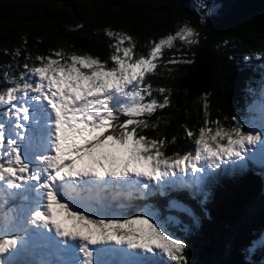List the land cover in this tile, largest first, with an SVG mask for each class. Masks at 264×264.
I'll return each mask as SVG.
<instances>
[{"label":"snow or ice","instance_id":"obj_1","mask_svg":"<svg viewBox=\"0 0 264 264\" xmlns=\"http://www.w3.org/2000/svg\"><path fill=\"white\" fill-rule=\"evenodd\" d=\"M213 11L214 6L206 14ZM198 35L182 25L135 58L133 38L122 35L110 56L112 67L91 56L64 58L55 52L64 64L37 56L38 64L25 63L18 76L0 74V82L8 85L0 89V264H53L28 259L52 250L71 257L63 264H188L186 243L154 214L99 216L91 209L134 195L145 198L155 194L154 188L163 194L177 184L203 204L209 195L203 184L245 170L254 159L252 150L257 145L264 150V128L244 131L239 123L225 128L219 120L209 121L207 102L198 136L187 131L194 151L166 156L164 139L139 135L138 129L150 126L147 118L170 103L166 95L162 102L146 101L152 96L146 75L158 67L165 48L176 41L196 44ZM125 41L130 46L121 48ZM180 62L191 63L168 61ZM158 91L163 95L166 89ZM221 165L225 168L216 174ZM188 174L191 181L184 179ZM174 206L199 223L190 207ZM128 255L137 259H109Z\"/></svg>","mask_w":264,"mask_h":264},{"label":"trees","instance_id":"obj_2","mask_svg":"<svg viewBox=\"0 0 264 264\" xmlns=\"http://www.w3.org/2000/svg\"><path fill=\"white\" fill-rule=\"evenodd\" d=\"M191 1L0 0V74L7 71L18 76L25 63L38 64L37 56H52L61 64L72 54L91 56L111 67L115 44L107 32L125 29L133 38L135 58L147 55L150 42L173 33L186 20L199 33V42L178 44L146 75V83L152 86V96L146 101L155 98L162 102L166 95L170 103L147 118L148 128L137 131L150 139H164L161 150L166 156L194 151L187 131L198 136L204 126L205 102L209 121L219 120L230 128L252 100L261 98L264 0H215L217 9L205 22L191 10ZM55 52H62L64 58L56 57ZM173 58L191 63H168ZM7 86L0 82V89ZM160 88L166 89L163 95ZM125 118L120 117L121 121ZM208 126L216 128L214 123ZM249 164L251 170L219 175L214 183L203 184L209 193L203 204L189 197L188 188L173 186L166 196L156 189L145 198H122L107 205L122 203L118 211L125 218L146 207L156 209L161 222L175 218L169 231L186 243L188 264H264V173L251 161ZM174 202L190 207L199 223L173 208Z\"/></svg>","mask_w":264,"mask_h":264},{"label":"rangeland","instance_id":"obj_3","mask_svg":"<svg viewBox=\"0 0 264 264\" xmlns=\"http://www.w3.org/2000/svg\"><path fill=\"white\" fill-rule=\"evenodd\" d=\"M214 6V11L213 12H211V13H209V14H206V13H208V11H209V8H212ZM190 8H191V10L192 11H194V12H196L197 14H198V16H199V20H200V22H205V20H206V18L210 15V14H212V13H214L215 11H216V9H217V2L215 1V0H192L191 1V4H190ZM185 24H187V25H189V26H191L186 20H183L181 23H179L178 25H177V27L175 28V31L173 32V33H175L182 25H185ZM192 27V26H191ZM193 28V27H192ZM115 35L114 36H112L111 38H113L114 39V44L116 45L117 43H118V38L120 37V36H122V35H127V36H129L128 35V33L125 31V29L124 30H120V31H117V32H113ZM168 34H170V33H168ZM168 34H166V35H168ZM165 35V36H166ZM165 36H163V37H165ZM178 44H182L180 41H176V42H174V47L172 48V49H170V50H173V49H175L176 48V46L178 45ZM114 45V46H115ZM184 45V44H183ZM130 45H129V43L127 42V41H125L122 45H120V47L121 48H123V47H129ZM149 50H150V48H149ZM149 50H148V52H149ZM169 49H167V48H165L164 50H163V55L166 53V52H168V51H170ZM163 57V56H162ZM161 57V58H162ZM161 58L159 59V60H157V64L160 62V60H161ZM69 63H70V61H69ZM113 65L111 64V67H112ZM84 71H87V70H84ZM259 88H260V86H259ZM262 90V89H261ZM259 93H260V99L258 98V99H256V100H252L250 103H249V105L247 106V111L244 113V115L243 116H241V118L239 119V120H237L236 121V123H235V125L234 126H236V124L237 123H239V124H242L243 125V130L244 131H260V130H262V128H264V91H263V93H262V91H258ZM259 147H261L260 145H257L253 150H252V153H250V156H252L254 159L253 160H250L255 166H253V167H256L257 169H259L262 173H264V164H262L261 163V161H264V150L262 151V149L261 148H259ZM259 148V149H258ZM259 150L261 151V153H258L259 152ZM222 166H224V165H221V167ZM252 169V166L250 165V164H248V167L245 169V170H243V171H247V170H251ZM219 169H217L216 171H218ZM208 170L206 169V172H207ZM220 172V171H219ZM219 172L217 173L216 172V174H219ZM184 179L185 180H187V181H191L192 180V177H191V175L190 174H188V175H185L184 176ZM153 184H155V182H153ZM175 186H177V187H182V186H180L179 184H177V185H175ZM171 187H173V186H169V187H166V188H164L162 191H163V195L164 196H166V194L171 190ZM159 190L158 188H154L153 189V191L154 190ZM160 192H161V190H160ZM98 204H100L101 206H104V207H106V206H108L107 205V203L106 204H102V203H98ZM110 208H112V209H114V210H119L118 208H121V206H119V205H117L116 203L115 204H113V205H110ZM173 208H176L175 206H173ZM177 209V208H176ZM91 210H93V206H92V209ZM142 212H149V213H152V214H154L158 219H160L159 218V215L157 214V210L156 209H152L151 207H146L145 209H144V211H142ZM141 213V212H140ZM139 213V214H140ZM113 216H117V215H113ZM118 217V216H117ZM129 218V217H128ZM161 220V219H160ZM162 220H165V219H162ZM174 220H175V218H174ZM192 220V219H191ZM176 221V220H175ZM161 222V221H160ZM174 221L172 220V221H170L169 220V218L168 219H166L164 222H161V223H165V226L168 228V231H169V228H170V226H171V224L173 223ZM183 224H185V223H183ZM170 232V231H169ZM172 233V232H171ZM172 235H173V233H172ZM173 237L174 238H176L175 237V235H173ZM262 240L264 241V234L262 235ZM118 258H119V260H121V261H129V262H131V261H134V260H136L137 259V257H135L134 255H128V256H118Z\"/></svg>","mask_w":264,"mask_h":264},{"label":"water","instance_id":"obj_4","mask_svg":"<svg viewBox=\"0 0 264 264\" xmlns=\"http://www.w3.org/2000/svg\"><path fill=\"white\" fill-rule=\"evenodd\" d=\"M11 1H21V0H11ZM31 1H44V0H31ZM55 2H74V1H92V2H98L100 0H52Z\"/></svg>","mask_w":264,"mask_h":264},{"label":"bare ground","instance_id":"obj_5","mask_svg":"<svg viewBox=\"0 0 264 264\" xmlns=\"http://www.w3.org/2000/svg\"><path fill=\"white\" fill-rule=\"evenodd\" d=\"M225 168V166H222L221 167V169H219L218 171H216L217 173L219 172V171H221V170H223ZM135 196V195H134ZM117 204L118 202H114L113 204ZM117 205H122V203H119V204H117ZM61 261H62V263L64 262V261H67L66 260V255H65V253H61Z\"/></svg>","mask_w":264,"mask_h":264}]
</instances>
